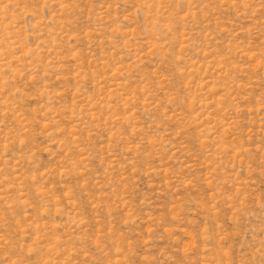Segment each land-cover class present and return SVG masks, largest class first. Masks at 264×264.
<instances>
[{"label": "rangeland", "instance_id": "obj_1", "mask_svg": "<svg viewBox=\"0 0 264 264\" xmlns=\"http://www.w3.org/2000/svg\"><path fill=\"white\" fill-rule=\"evenodd\" d=\"M0 264H264V0H0Z\"/></svg>", "mask_w": 264, "mask_h": 264}]
</instances>
